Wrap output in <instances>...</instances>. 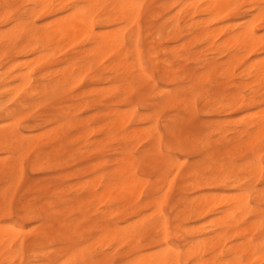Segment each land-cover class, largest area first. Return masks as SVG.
Returning <instances> with one entry per match:
<instances>
[{
  "label": "rangeland",
  "instance_id": "374dc122",
  "mask_svg": "<svg viewBox=\"0 0 264 264\" xmlns=\"http://www.w3.org/2000/svg\"><path fill=\"white\" fill-rule=\"evenodd\" d=\"M131 1L140 5L142 8V13L136 21L131 24L128 22L129 26L125 24L127 22L115 21L112 24L98 27L97 31L105 30L104 32H106L108 29L109 31L123 29L128 38L132 32L143 26L141 28L140 48L142 50L143 65L148 71L147 77L139 76L138 71L135 70L129 79L124 77L116 78V75L111 73H104V75L92 79L93 76L98 75L107 65V63H104L103 65L95 66L89 76L77 84L74 83L65 89L52 91L50 89V77L46 74L67 65L60 61L51 70L34 72L31 86H20V88H17L19 84H22L21 80H17L11 83V87L16 88L14 92H12L14 90L12 88L10 93L2 95L0 90V102L3 107L10 106L9 103L12 101L10 104H14L10 107H14L15 102H20L22 99H27L30 104L27 108L20 109L18 112L19 120L15 125V128L23 136V143L16 142L18 149L14 151L11 148H0V219H3V223L16 226L20 232L18 242H27L33 238L35 233L44 230L46 227L53 226L56 232V241L46 251H50L53 257L58 258L55 264H129L137 256H140V254L153 253V251L157 252L166 246L180 247L182 251L187 250L189 244L186 243V239L189 238L188 236L192 231L205 226L206 220L190 217L187 220L180 221L178 216L180 215V211L185 208V204L182 202L184 198L192 199L200 195L199 192L192 189V181L190 178H187L188 171L206 159L203 154H197L195 151L183 153L178 149L174 135L169 133V127L172 125V121H177V136L181 135V133L190 138H201L208 135L210 147L207 151L220 150L226 152L233 147V144H230L229 140L235 137L233 142L237 143L239 133L235 132L233 134L231 130L240 128L243 121H252L256 117V114H258V110L260 113L264 109V82H257V85L255 83L251 85L256 87L258 91L256 98H253L254 90L249 84L254 79L242 76L256 59L259 60L258 58L264 57V41H262L264 39V19L255 23L258 35L261 38L263 37L257 48H255L259 50L255 51L253 49V51H249L247 48L240 46L235 49L231 45H227L226 47L225 43L226 39L232 36V33H229L231 32L230 27L232 25L242 23V21H248L258 13L257 9H255L249 0L236 5L230 11V16L225 17L221 24H216L214 21V24L210 26V29L213 30L219 25H226L227 33H229L217 37L214 44L209 43V40H205L202 37L204 27L197 29L192 25L198 20L206 22L209 19H213V17L210 14H201L196 16L195 19H192V7L186 8L183 6L185 2L189 3L192 1H198L199 4H206L207 0ZM32 6L33 4H28L26 0H0V28L2 29H0V35L11 30L16 25V19L19 17L24 18L26 21L31 20L28 19L29 16L26 14V10L32 8ZM163 6L165 7L163 8ZM171 6L173 7L168 9ZM110 9L111 3H108L98 14L105 17L109 15ZM7 12H10L12 17L10 21L6 19ZM53 19L54 17H48L37 21L34 19V21L38 24L37 26H42L51 22ZM173 20L181 28L177 32L173 31L170 34H166V30L163 33L157 30L159 26L168 24V31H170ZM262 32L263 34H260ZM224 39L225 41H223ZM18 42L25 44L26 40L21 37V40L19 39ZM9 47V43H0L1 72L6 71L10 65L7 64L9 61L8 57L13 55V49ZM127 47H131L129 42L127 43ZM143 49H145L144 53ZM69 51V49L65 50L63 52L64 55L62 54L63 56L61 57H65V54ZM235 55L242 57V59L234 60L233 57ZM29 58L32 59L33 55L30 54L16 61L21 62ZM130 62H134V57L131 55ZM209 62L217 66V71L215 74H209L208 77H205L209 71V68H207ZM168 64L170 69H172L171 75L173 76L169 79L165 76V72L167 71L165 69H168ZM229 65L233 67V73L227 72L226 75H223L222 72ZM37 68L35 66L34 70H37ZM43 78L46 80L44 81ZM128 83L131 85V88H129L130 92H128V89L125 91ZM102 86L107 87L103 89ZM43 88L47 90L46 93L48 94L42 93L34 97V93L40 92ZM219 91L230 94V97L241 96L245 100V103L236 104L235 106L227 104L228 101L219 95ZM173 93L179 94L180 102H170ZM114 96L117 97L115 98ZM153 96H156V99ZM149 99L152 101L150 102ZM146 101L150 102L151 105L150 103L146 104ZM215 101H222L226 107L207 105L214 104ZM76 105L79 107L76 108ZM141 105L143 107L139 108ZM58 109H63L64 111L61 110L63 111L61 112ZM111 111L122 113L133 112L134 116L127 126V131L130 132L131 129L132 131L138 129L143 133H140V131L129 143H126L121 140L125 134V131L121 130L119 133H115L116 137L111 139L106 146L98 148L93 142L100 141L106 137L102 129L106 128L105 125L110 120L108 113ZM250 112L256 114L253 115ZM219 113L222 114L220 115ZM4 114L2 113L0 115V131H9L12 128L9 125L13 122V119ZM43 118L48 121L43 120ZM180 118H184L183 121ZM26 119L28 122H26ZM141 119L145 120L140 121ZM33 121L38 123L36 124ZM78 122H82V127L74 125ZM217 125H222L229 131L230 136L227 137L226 141L221 140L218 131L215 132L214 128ZM60 135L63 136V143L60 144L61 150L57 154H51L53 153L55 145L53 142ZM85 135H88L87 139H84ZM158 135H161L163 139V143L160 146L161 154L159 150H156L152 154L145 155L144 151L154 146L155 141L152 140H155ZM245 139H247V136L243 135L242 140ZM227 142H229L228 145ZM108 152H111V154ZM128 153L133 154L136 158L142 159L135 169L138 179L140 178L139 184H142L143 187L141 190L139 188L137 189L140 192L141 204H145L150 198H159L162 196L161 193L165 194L167 192L163 209L169 218L167 240H164L162 232L156 228H152L148 234L141 236L137 240L139 245L135 251L132 250L134 249L132 247L134 242L132 241L123 244H116L114 241L108 240L105 242L100 241L99 238L103 233L99 225L102 221L99 211L94 208V205L84 207L85 214L81 212V209L74 210V208L78 207V202L88 198L81 188L83 186L89 189L93 188L97 185L96 183H98L100 176H104V179L107 181L110 174L118 167L116 159H123ZM221 157H227L226 162L228 164H234L240 167L251 160L252 152L248 151L245 147L240 152L236 150L233 151L232 155L227 156L224 154ZM234 158L235 160H233ZM166 160L174 162L177 165L182 164V167L177 169L178 171L175 169L165 175L163 167ZM25 163L26 165L24 166ZM245 177L248 186L255 194L253 195L252 206L255 209L259 208L264 211V199L261 202H256L255 200L257 192L264 190V178L252 179L247 175ZM168 180L170 182L172 181L173 184L169 191L167 190L168 188L165 190V184L167 186ZM95 187L98 191L103 189L101 184ZM154 189L158 190L155 194L152 192ZM164 190L165 192L163 193L162 191ZM36 198H39L37 202L39 207L46 205L49 213L55 211L56 214H53L46 221L26 220L22 206L25 201L31 200L34 202ZM66 201L71 202L73 206L68 205ZM51 202H53V205L50 206L49 204ZM13 205L16 206L14 207ZM153 210L155 211L152 207L146 208L139 215L133 216L129 222H135L136 219L139 220L143 215V217H147L153 223L158 216L153 213ZM149 213L153 214L150 215ZM116 220V218H113L109 222L111 223V227L118 223L122 224V222L120 223L119 220ZM123 224L125 225L126 223ZM178 225H181L180 230H178ZM210 236L211 234L209 233L206 236H198L195 240L200 241ZM14 248L17 249L16 246ZM25 251H19L9 261L0 257V264H36L37 262H30L33 260L30 257L33 252L27 249ZM213 255L210 249L207 248L205 259H208V257L211 258ZM73 256H75V259L71 261ZM42 263L45 264L48 262L40 261L37 264ZM182 264H196V262L192 260L186 263L183 258Z\"/></svg>",
  "mask_w": 264,
  "mask_h": 264
},
{
  "label": "bare ground",
  "instance_id": "6f19581e",
  "mask_svg": "<svg viewBox=\"0 0 264 264\" xmlns=\"http://www.w3.org/2000/svg\"><path fill=\"white\" fill-rule=\"evenodd\" d=\"M244 1L247 0H207L206 4H199L198 1H192L189 3L185 2L183 6L186 8L192 7V19H195L196 16H199L201 14H210L213 17V19H209L206 22L198 20L192 24L197 29L200 27H204V30L202 31V37H204L205 40H209V43L214 44L215 39L222 34L227 35L229 33H232V36L226 39V41L225 39L223 40L226 43V47L227 45H231L232 48L237 49V47L240 46L242 48H247L249 51H253V49L257 51L259 49L255 48H257L259 42L263 39V37L261 38L258 35L256 31L257 26H255V23L264 19V0H249L250 3L255 7V9H257L258 13H256L253 18L248 21H242V23L232 25L230 27L231 32L227 33L226 25H219L218 27L216 26L217 28L213 30L210 29V26L214 24V21L216 24H221L225 17L230 16V11L233 10L236 5ZM26 2L28 4H33L32 8L26 10V14L29 16V18H27L31 20L26 21L24 20V18L19 17L16 19V25L11 30L6 31V33H4L3 35H0V43H9V48L13 49V55L8 57L9 61L7 64L10 65L7 67L6 71H0V90L2 95L10 93L12 88L14 89V87H11V83L17 80L22 81V84L18 83L19 85L17 86V88H20V86H31L34 72L51 70L60 61L62 63H66L67 65L59 68L58 70L50 71L46 74L50 77V89L52 91L65 89L74 83L77 84L85 77L89 76L90 72L95 66L103 65L104 63H107V65L102 69V71H100L98 75L93 76L92 79L97 78V76H102L104 75V73L115 74L116 78L124 77L126 79H129L135 70L138 71V75L141 77L145 78L148 76V71L143 65L142 50L140 48L141 28H143V26L132 32L128 38L126 37L127 34L124 33L123 29L110 31L108 29V31L106 32H104V29V31H97L98 27L112 24L115 21L127 22L125 24H128V22L129 24H131L132 22L136 21L142 13V8L140 5L135 4L131 0H26ZM108 3H111L109 15H106L104 17L103 15L98 14L102 8H105L106 5H108ZM164 7L165 6H163V8ZM172 7L173 6L169 7L168 9H171ZM6 17L7 21L12 20L10 12L6 13ZM48 17H54V19L42 26H37L38 24L35 23V21L37 20H42ZM172 22L173 24L170 31H168V24L159 26L157 30L162 33L164 30H166V34H170L173 31L177 32L179 29H181L178 24H176L175 20H173ZM129 24L127 26H129ZM260 34H263V32ZM21 37L26 40L25 44L18 42L19 39L21 40ZM142 37L144 36L142 35ZM262 41H264V39ZM128 42L131 44L130 48L127 47ZM223 47L225 48V46ZM67 49H69L70 51L65 54V57H61L64 55L63 52ZM144 50L145 49H143V53ZM30 54L33 55L32 59L29 58L28 60H24L21 62L16 61L22 57L25 58ZM130 55L134 57V62H130ZM146 58L148 59V57ZM233 58L234 60L242 59V57H239L237 55H235ZM258 59L259 60L256 59L257 61L255 60L254 63H250V67L242 74V76L254 79L249 84L250 86L253 85V83L257 85V82H264V57ZM35 66L38 67L37 70H34ZM207 68H209V71L205 77H208L209 74H215V72L217 71V66L210 62L207 64ZM233 70V67L229 65L222 72V74L226 75L227 72L233 73ZM165 71V76L168 79L173 77L171 75L172 69H170L169 64L168 69H165ZM172 81L174 82L173 79ZM104 87L107 86H102L103 89H105ZM251 87L254 90L253 98H256V96L258 95V91L256 90L257 88L254 86ZM129 88H131V85L128 83L126 85L125 91L128 89V92H130ZM15 89L12 90V92H14ZM46 91L47 90L43 88V90H41L40 92L34 93V97L41 95L42 93H46ZM218 93L228 101L227 104H231L232 106L245 103V100L241 96L230 97V94H225V92L223 91H219ZM153 98L156 99V96H153ZM151 99H149L150 102L152 101ZM17 100L19 99L17 98ZM150 102L146 101V104ZM170 102H180L179 94L173 93ZM10 103L9 105L13 106L14 103L12 105ZM1 104L2 103L0 102V115L2 113H5L4 115L12 118L13 122L9 125L12 127L11 130L0 131V148H11L14 151L18 149L16 142L23 143L22 134H20L18 132V129L15 128V125L19 120L18 112L20 111V109L27 108L30 104L27 99H22L20 102L16 101L14 107H10L8 105L6 107H3V105ZM224 104L225 103H223L222 101H215L214 104L207 105H219V107H226V105ZM77 107L79 106L76 105V108ZM140 107L143 106L141 105L139 106V108ZM61 110L58 109V111ZM168 111L167 113H169ZM219 114L221 115L222 113ZM251 114L255 115L256 113ZM36 116L38 115L36 114ZM133 116V112L122 113L111 111L110 113H108V117L110 120L105 125L106 128L102 129L104 134H106V137L100 141L93 142V144L98 148L106 146V144L111 139L116 137V134L121 130L125 131V134L123 135L121 140L129 143L141 131L138 129H134L133 131L131 129L130 132L127 131V126L132 120ZM183 119L184 118H182L181 121H183ZM43 120L45 119L43 118ZM144 120L145 119H141L140 121ZM26 122H28L27 119ZM5 123L3 124L6 125ZM183 124L185 125V123ZM74 125L77 127H82V122L75 123ZM214 129L215 132L218 131V134H220L221 137L219 135L218 136L222 141H226L227 137L230 136V134L228 133L229 131L226 130V128L222 125H217ZM176 130L177 121L173 120L172 125L169 127V133L174 135L178 145V149H180L183 153L195 151V153L197 154H203L206 159L203 162L198 163L196 167L188 171L187 178H190L192 181V189H194L196 192H199L200 195L192 199H183L182 202L185 204V208L180 211V215L178 216V218L180 221L187 220L190 217L196 219H205L206 225L192 231V233L188 236L189 238L186 239V243L189 244L187 250L182 251L180 247L175 248L172 246H166L165 248L157 252L153 251V253L150 252L140 254V256H137L129 264H182L183 258L185 259L186 263L193 260L196 262V264H264V211L259 208L255 209L252 206V201L254 199L253 195L255 194L248 186L245 177V175H247L252 179L264 178V109L260 113L258 110V114H256V117L252 121H243L240 128H234L233 130H231L233 134L235 132L239 133L237 137V143L233 142L235 137L229 140L230 144H233V147L228 149V151L226 152L220 150H214L211 152L207 151L210 147V144L208 142V135L201 138H190L181 133V135L178 134L179 136H177ZM140 133L143 132L141 131ZM243 135L247 136V139L242 140ZM87 136L88 135H85L84 139H87ZM215 136L216 135L214 134V137ZM156 137L157 138L155 140H152L155 141L154 146H151L147 151H144L145 155L152 154L156 150H159L161 154L160 146L161 143H163V139L161 135H158ZM53 143L55 145L53 153L51 154H57L61 150L60 144L63 143V136H58ZM228 144L229 142H227V145ZM162 145L164 146V144ZM245 147L248 151L252 152V158L250 161L246 162L240 167L235 166L234 164H228L226 162L227 157H221V155L224 154H226L227 156L232 155L233 151L236 150L240 152ZM108 153L111 154V152ZM140 160L142 159L136 158L131 153L126 154L123 159H116V164L118 167L113 173L110 174L108 180L106 181L104 179V176H100L98 178V183H96L97 185L95 186L101 184V187L103 189L101 191H98L95 186L91 189L83 186L81 189L84 190L88 198L86 200L78 202V207H73L74 210L81 209V212L85 214V211L83 210L84 207L94 205V208L99 211L100 219L102 221V223L99 225V228L103 233V235L99 238L100 241H114L116 244H123L132 241L134 242V244L132 245V247L134 248L132 250L134 251L139 245V242L137 240L141 236L148 234L150 230H152V228H156L160 232H162V234L164 235V240H167V236L169 233V218L163 209L167 192L165 194L161 193L162 196L159 194L161 196L159 198H150V200H148L145 204H141L140 192L137 191V189L139 188L141 190L143 187L142 184H139L140 178L138 179L137 172L135 170L139 165ZM233 160H235V158ZM25 165L26 163L24 164V166ZM96 167L99 168L98 165H96ZM181 167L182 164L177 165L174 162L166 160L163 168L166 175V173L172 170L176 169V171H178L177 169H180ZM172 185V181L167 182L168 187L165 184V190L168 188L167 190L169 191L172 188ZM165 190L162 192L164 193ZM152 192H154L155 194L158 192V190L154 189L152 190ZM263 199L264 190L257 192V195L255 196L256 202H261ZM38 200L39 198H36L34 202L31 200H27L24 202V204L21 202L23 206H20H22V210L24 211V218L26 220L38 222L42 220L46 221L53 214H56L55 211L49 213L46 205L39 207L37 205ZM17 201L20 202L19 200ZM66 203L70 206H73L69 201H66ZM49 205H53V202H51ZM149 207L154 208L155 211L153 210L154 212H152L155 213L156 216L158 215L155 222L152 223L151 220L149 221V219H147V217L145 216L143 217V215L142 218H139V220L136 219L135 222H129V220L133 216L139 215ZM149 214L152 215L151 213ZM113 218H116L120 223L122 222V224L118 223L111 227V223L109 222ZM2 220L3 219H0V257L4 258L6 261H9L12 260L19 251H25V249H27L28 251L33 252V254L30 255L33 260L30 262L38 263L40 261H45L48 262L45 264H55L58 261V258L56 259L55 257H53L52 254H50V251H46L47 248H49V246L56 241V232L53 229V226L46 227L44 230L37 233L34 232L35 234L33 238L27 242H18V236L20 235L19 230L15 225L3 223ZM123 223L126 224L124 225ZM180 229L181 225H178V230ZM209 233L211 234L210 237L204 238L200 241L195 240L198 236H206ZM15 246L17 247V249L14 248ZM207 248H209L211 253H213L214 255L211 258L208 257V259H205ZM74 259L75 256L71 258V261H73Z\"/></svg>",
  "mask_w": 264,
  "mask_h": 264
}]
</instances>
